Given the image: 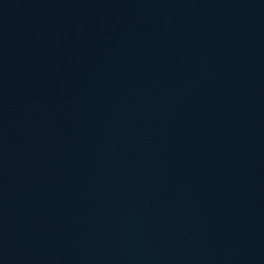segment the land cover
Wrapping results in <instances>:
<instances>
[{
    "label": "water",
    "instance_id": "1",
    "mask_svg": "<svg viewBox=\"0 0 264 264\" xmlns=\"http://www.w3.org/2000/svg\"><path fill=\"white\" fill-rule=\"evenodd\" d=\"M0 264H264V0H0Z\"/></svg>",
    "mask_w": 264,
    "mask_h": 264
}]
</instances>
